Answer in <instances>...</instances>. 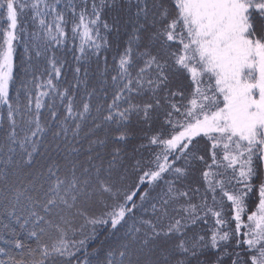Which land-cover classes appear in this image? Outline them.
<instances>
[{
    "label": "snow or ice",
    "instance_id": "snow-or-ice-1",
    "mask_svg": "<svg viewBox=\"0 0 264 264\" xmlns=\"http://www.w3.org/2000/svg\"><path fill=\"white\" fill-rule=\"evenodd\" d=\"M0 264H264V0H0Z\"/></svg>",
    "mask_w": 264,
    "mask_h": 264
},
{
    "label": "trees",
    "instance_id": "trees-1",
    "mask_svg": "<svg viewBox=\"0 0 264 264\" xmlns=\"http://www.w3.org/2000/svg\"><path fill=\"white\" fill-rule=\"evenodd\" d=\"M105 232L102 230L98 239L94 242L93 247L101 248L104 243H106L105 239ZM103 253L101 252V256Z\"/></svg>",
    "mask_w": 264,
    "mask_h": 264
}]
</instances>
